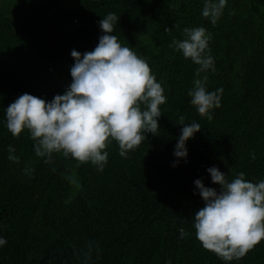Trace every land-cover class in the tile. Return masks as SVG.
<instances>
[{
	"label": "trees",
	"instance_id": "16d2710c",
	"mask_svg": "<svg viewBox=\"0 0 264 264\" xmlns=\"http://www.w3.org/2000/svg\"><path fill=\"white\" fill-rule=\"evenodd\" d=\"M204 3L20 0L16 13L0 14V238L7 241L0 264H264V239L225 261L202 247L193 226L204 206L194 181L220 188L208 168L229 181L240 172L254 184L264 180V0H227L215 26L201 14ZM109 13L119 17L112 34L164 89L159 130L126 158L112 140L103 171L60 154L45 163L27 130L18 138L8 131L5 109L24 93L46 102L63 95L72 82L71 51H92L103 35L98 21ZM186 27L211 34L214 72L197 77L199 66L169 47ZM205 76L207 91L223 89L211 121L188 95ZM180 116L201 131L186 141V162L173 167ZM10 146L18 163L8 159Z\"/></svg>",
	"mask_w": 264,
	"mask_h": 264
},
{
	"label": "clouds",
	"instance_id": "9594fccd",
	"mask_svg": "<svg viewBox=\"0 0 264 264\" xmlns=\"http://www.w3.org/2000/svg\"><path fill=\"white\" fill-rule=\"evenodd\" d=\"M226 3L227 0H205L201 14L215 26ZM118 20L115 13H109L98 21L103 35L92 51H71L72 82L63 95L46 102L24 93L5 109L8 131L18 138L27 130L34 141L35 155L44 158L45 163H52L53 155L60 154L75 159L78 165L90 162L103 171L108 157L103 150L112 140L118 143L119 155L126 158L130 150L146 139V134L156 135L159 130L160 106L167 99L164 89L156 82L147 62L122 46L112 34ZM183 35V40L174 39L169 47L199 66L197 77L209 69L214 72L209 49L211 34L204 27H186ZM222 91H207L198 78L188 95L198 114L211 121V110L221 106ZM179 125L183 127L174 147L177 159L173 167L180 159L186 162V141L201 131L198 123L186 124L183 116L179 117ZM8 151V159L18 163L19 158L12 155L15 150L10 146ZM24 171L30 174L34 169ZM207 172L212 183L220 188L217 191L205 187L200 179L194 181L204 202L194 215L196 237L204 249L223 260L240 259L264 239V180L254 184L240 172L229 181L216 167ZM186 235L181 228L180 237ZM6 243V239L0 238V246Z\"/></svg>",
	"mask_w": 264,
	"mask_h": 264
},
{
	"label": "rangeland",
	"instance_id": "374dc122",
	"mask_svg": "<svg viewBox=\"0 0 264 264\" xmlns=\"http://www.w3.org/2000/svg\"><path fill=\"white\" fill-rule=\"evenodd\" d=\"M62 3L63 4L65 3L68 6L71 5V3L67 1H64ZM19 7H20V0H0V14L3 16H8L16 13ZM200 79L203 80L204 78H200ZM67 181L69 184L70 180ZM68 191H69V195L71 196L75 193L74 187H70Z\"/></svg>",
	"mask_w": 264,
	"mask_h": 264
}]
</instances>
